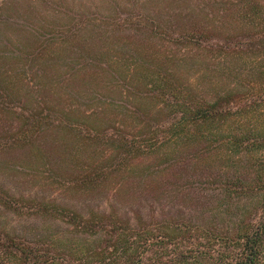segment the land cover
<instances>
[{
    "label": "rangeland",
    "instance_id": "obj_1",
    "mask_svg": "<svg viewBox=\"0 0 264 264\" xmlns=\"http://www.w3.org/2000/svg\"><path fill=\"white\" fill-rule=\"evenodd\" d=\"M213 1L0 0V183L14 196L51 200L83 215L91 208L105 213L115 210L125 217L138 208L149 216L162 205L173 218L180 215L178 210L188 218L186 207L194 221L203 225L215 208L213 194L219 192V184L214 183L213 146L202 153L206 146L188 139L174 151L170 134L163 128L167 120L156 119L154 99L141 98L140 111L148 113L145 117L133 110L137 98L85 62L92 54L117 55L125 66L138 61L134 82L144 93L148 69L173 70L174 60L169 62L166 56L182 57L187 61L175 72L182 81H190L193 92L205 95L213 87L204 72L213 67ZM155 25L169 34L154 35ZM189 31V38L195 39L174 42ZM51 109L53 124L58 121L64 128L47 126L45 116L38 120L42 113H53ZM113 125L128 142L135 143L123 160L116 159L108 138ZM80 131L83 139L78 137ZM18 137H23L22 142L12 144ZM111 162L115 166L120 162L118 171L109 173L93 191L64 190L57 182L50 183L44 171L48 165L54 181L60 179L55 176L59 170L62 175L67 172L61 177L72 179L81 172L79 167L100 171L97 168ZM164 166L168 168L153 174ZM119 182L123 189L115 193ZM180 190L182 202L170 196ZM235 208L229 216L216 219L213 227L226 233L230 225L243 219ZM25 211L18 216L0 210V230L34 243L67 228L59 214L47 218ZM228 244L224 241L214 251L226 253ZM259 264H264V257Z\"/></svg>",
    "mask_w": 264,
    "mask_h": 264
},
{
    "label": "trees",
    "instance_id": "obj_2",
    "mask_svg": "<svg viewBox=\"0 0 264 264\" xmlns=\"http://www.w3.org/2000/svg\"><path fill=\"white\" fill-rule=\"evenodd\" d=\"M213 10H216L213 14V67L204 69L213 87L205 95L203 92H193L195 88L190 81H182L180 74L175 72L180 63L187 61L182 57L166 56L167 61L174 60L175 68L171 71L148 69L145 94L138 91L134 82L138 61L125 66L123 59L117 55L105 57L102 54L98 57L92 54L87 56L90 58L85 62L88 66H96L111 81L123 86L127 93L137 98L139 105H134V111L141 112L142 99H154L156 119L167 120L163 128H167L166 132L170 134L169 140L175 145L174 151L188 139L202 142L206 146L201 149L202 153L210 152L213 146V168L217 170L214 183L219 184V192L213 194L215 208L209 211L207 221L198 225L186 207L188 218L184 217V211L182 213L179 210L177 214L180 215H174L173 218L162 205L157 211L153 209L149 216L138 208L125 213V217L119 216L115 210L105 213L91 208L83 215L76 208L68 209L51 200L26 199L22 194L14 196L0 183V210L21 216L26 209H30L34 214L47 218L59 214V220L67 225L64 231H57L52 236L47 234L34 243L25 236L0 230V264L261 262L264 257V0H214ZM152 32L154 35L169 34L158 25L153 26ZM181 34L180 39L174 40L175 43L183 42L192 33ZM208 53L211 55V51ZM210 72L213 74L209 77ZM208 93L212 94L209 99ZM51 111L53 113L40 114L38 120H43L45 116L47 126L55 130L64 128L58 121L54 120L56 125L53 124L54 111ZM141 114L148 117L147 111ZM112 129L114 132L108 137L114 147L112 150L117 152V160H123L120 158L126 153L130 154L135 143L121 136L119 127L113 125ZM90 132L94 133L93 130ZM81 133H78V137L83 139ZM22 139L18 137L12 144L20 143ZM119 163L115 166L111 162L102 169L94 167L100 171L84 165L79 167L81 172L78 176L72 179L61 177L67 172L62 175L59 170L60 175L55 176L60 179L56 181L48 165H45L44 171L50 183L57 182L64 190L93 191L109 173L118 171ZM76 165L80 164L77 162ZM167 168H156L153 174ZM119 183L114 188L115 193L123 189L122 182ZM157 188L153 187V190L157 191ZM139 189L142 190L141 187ZM182 194L180 190L170 196L182 202ZM113 199H117L116 195ZM253 199L256 201L254 206L247 208V203ZM110 205L112 207V203ZM233 206L243 219L230 225L226 233L213 227L216 219L229 216ZM179 217L182 221L177 220ZM224 241L229 242L228 251H214V247H221Z\"/></svg>",
    "mask_w": 264,
    "mask_h": 264
}]
</instances>
